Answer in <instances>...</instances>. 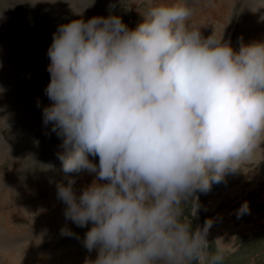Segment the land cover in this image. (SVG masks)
<instances>
[{"label":"clouds","instance_id":"obj_1","mask_svg":"<svg viewBox=\"0 0 264 264\" xmlns=\"http://www.w3.org/2000/svg\"><path fill=\"white\" fill-rule=\"evenodd\" d=\"M149 4L134 30L109 16L53 34L43 123L62 140L63 171L96 176L79 196L69 178L57 197L66 219L91 223L94 264H223L226 245L217 239L213 251L207 239L212 222L193 229L184 206L197 217L196 193L264 143V43L234 51L189 26L192 4ZM249 211L245 202L238 218Z\"/></svg>","mask_w":264,"mask_h":264},{"label":"rangeland","instance_id":"obj_2","mask_svg":"<svg viewBox=\"0 0 264 264\" xmlns=\"http://www.w3.org/2000/svg\"><path fill=\"white\" fill-rule=\"evenodd\" d=\"M176 3L192 4L196 11L189 26L204 38L222 37L237 52L242 44L264 43V0H214V8L206 7V0H151V6ZM149 6V0H0V37L11 34L32 54L17 49L0 63L36 79L0 78V264H94L97 259V250L89 252L84 244L91 223L78 227L66 219V205L57 197L58 185H66L69 178L75 180L79 196L96 176L65 173L58 159L62 140L51 124L43 123V109L52 103L45 93L50 83L48 49L62 24L116 16L134 30L144 22ZM30 59L37 69L29 67ZM88 158L98 165V157ZM196 196L198 215L191 218L190 205H185L184 221L193 229L212 222L207 239L213 251L221 243L214 244L217 239L226 245L223 264H264V143L249 164ZM245 202L250 211L238 218ZM65 228L74 235H62Z\"/></svg>","mask_w":264,"mask_h":264},{"label":"bare ground","instance_id":"obj_3","mask_svg":"<svg viewBox=\"0 0 264 264\" xmlns=\"http://www.w3.org/2000/svg\"><path fill=\"white\" fill-rule=\"evenodd\" d=\"M39 1L42 2V3L48 2V1L49 2L50 1L58 2V0H39ZM220 9L217 8L214 11L216 13H218L219 15H222L223 12H221ZM10 35L11 34L8 33L7 35H1V37H0V60H3L4 59L6 62L9 61V59H8L9 57L8 58L5 57L6 55H8V53H10L11 55H14V54H17V49H23V48H26V51L27 52L25 54H27L29 56L30 55L32 56V54L29 53L30 50L28 49V47L26 45L18 43L19 41L16 42L14 38H11L10 37ZM35 51H36V49H35ZM36 54L38 55V53H35V55ZM32 58H34V57H32ZM31 59H30V64H29L30 66L29 67L34 70L36 68V65H35V63H32L33 60H31ZM0 64L2 65V68L0 67V78L2 76H5V77H14V78L20 77V78L25 79L27 81L36 82V79L34 78V76H30V75H28L27 73H25L22 70H16L14 68H11L10 69L9 66H3L4 65L3 63H0ZM38 71L39 72H37V74H41L42 75V74H45L46 73V71H42V70H38Z\"/></svg>","mask_w":264,"mask_h":264}]
</instances>
